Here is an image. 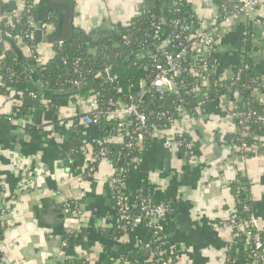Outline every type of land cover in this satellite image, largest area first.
Returning <instances> with one entry per match:
<instances>
[{
	"label": "crops",
	"instance_id": "0c3cea01",
	"mask_svg": "<svg viewBox=\"0 0 264 264\" xmlns=\"http://www.w3.org/2000/svg\"><path fill=\"white\" fill-rule=\"evenodd\" d=\"M3 1L13 12L19 10L16 1ZM47 1L72 6L73 28L89 35L90 54L95 52L92 38L96 31L128 25L139 15L143 2L34 3L43 9ZM187 1L199 19H216L219 0ZM55 19L57 35L60 30L58 18ZM220 33L211 54L216 61V77L233 74L232 66L247 49L253 70L264 81V2L250 20L238 17L229 26L221 24ZM37 51L45 64L53 56L47 42L37 43ZM256 98L264 104V94ZM91 102V97L75 101L67 109L59 110L52 122L44 121V107L39 104L41 123H36L34 103L28 106L18 101L19 106L27 104L28 111L26 117H14L17 104L13 95L0 94V209L6 210L0 264H55L73 255L85 258L88 264H107L122 254L134 258L150 241L143 223L131 227L120 240L102 236L104 230L111 231L117 217L110 162L106 158L96 160L94 155L95 145L104 138L96 125L88 127L71 117L76 111L89 112ZM230 106L217 98L211 102L208 113L182 115L163 137H153L148 147L142 146L135 171L126 179L128 192L146 194L152 203L168 205L165 234L176 248L177 264H223L231 233L219 223L235 207L230 184L238 178L249 185L246 198L264 234V155L246 157L224 142L235 129ZM174 130L186 135L190 151L177 148L174 140H169ZM111 141L119 144L121 138ZM94 162L96 169L89 172ZM46 178L55 183L56 192L49 190ZM69 204L80 210L81 221L70 214ZM68 229L73 231L70 237L66 234ZM66 239L65 247L62 243ZM229 251L235 256L233 264H245L241 244Z\"/></svg>",
	"mask_w": 264,
	"mask_h": 264
},
{
	"label": "trees",
	"instance_id": "16d2710c",
	"mask_svg": "<svg viewBox=\"0 0 264 264\" xmlns=\"http://www.w3.org/2000/svg\"><path fill=\"white\" fill-rule=\"evenodd\" d=\"M142 6L139 15L134 17L126 26H114L106 29L104 33L98 37L94 43L95 52L89 53L87 38L83 31L75 29L71 40L65 43L53 44V56L44 65V69L37 66L36 61L32 56L23 55L11 42L7 44V48H0V94H13V99L23 101L29 97V94H35L37 102L44 107V121H55L54 117L59 110L67 109L75 100L74 96L79 98H88L94 96L97 101V110L95 114L100 117L97 121V127L100 131V140L95 145L94 155L98 156L100 150L105 152V157L117 171L116 177L126 179L135 171L136 163L134 162L137 147L136 141L131 140V131L135 129L132 118H124L123 120L109 119L104 117L105 112L113 111L115 107L108 104L110 100L113 102L121 100L123 104L129 105L132 103L133 97L140 94L137 86L141 83H147L155 75V70L152 68V60L160 58L161 54L155 50V47L166 40L171 34H178L180 40L174 43V47L170 49L176 52L178 42L183 41L185 37L194 36L198 28L199 18L192 9V5L187 0H142ZM26 7H30L33 14L35 12L34 0H24ZM217 16L219 20L223 14L222 9L229 11L227 0H219L217 2ZM10 8L7 3L0 0V16L8 15ZM180 21V24L185 28L179 29L172 26L173 21ZM22 26L14 32L24 31L25 17L21 18ZM50 22L58 30L57 20L52 16ZM160 28V33L157 38L155 36V27ZM56 30V31H57ZM90 34H93L91 32ZM127 37V41L123 40ZM32 48H37L35 41L29 43L23 42ZM214 57H210L207 65L211 66L214 62ZM190 54L185 55L182 65L185 72L178 79L179 94L168 95L165 99H160L154 92L147 95L140 102V111L147 118L148 125L170 127V122L167 117L172 120H177L182 115L189 116L196 113H208L210 104L213 100L227 96V89L231 84L239 96L237 112L244 114V117H239L235 120L236 125L244 118H248L246 125L249 127V133L264 135V122H256V117L263 115L264 104L260 103L256 96L264 94V81L253 70L252 60L248 56L247 49L243 54V58L237 60L232 66V73L238 78L226 82H220L215 74L210 77V89L206 92L207 102L202 103L192 94L190 83L193 80L190 73ZM247 66V68H245ZM111 69V75L116 76L117 83L110 84L104 79V69ZM74 82L78 85L75 86ZM181 87V89H180ZM137 97V96H136ZM52 108L51 112L48 109ZM181 110L184 113L180 114ZM26 106H19L17 116L26 117ZM165 114L166 117H161ZM131 123V127L125 131H118L120 123ZM77 123V122H76ZM128 133L126 135L125 133ZM243 132L242 127L238 128V132L224 138V142L233 146H239L244 142L248 146L260 145L257 140L250 137L241 138ZM121 138L119 144L112 142L113 138ZM181 139V140H180ZM183 139V140H182ZM178 140L188 143L186 135ZM151 138L145 137L143 146L148 147ZM134 144V147H128V144ZM182 150H185L184 147ZM259 155H264V149H257ZM251 156V155H245ZM97 163H92L94 171ZM93 171V172H94ZM249 185L246 181L237 179L230 184L231 193L235 199L234 211H236L237 222L249 221L255 219L251 203L246 198ZM128 214L134 217L141 216L137 200H148L146 194L126 193ZM74 206H71V209ZM167 217V214H166ZM165 217V218H166ZM0 218V241L3 239L4 223ZM128 230L118 228L115 223L110 230H104L102 236L104 239L120 240L126 235ZM263 243L261 251L262 258L259 262H255V257L250 251L245 249V264H262L264 260V234L258 232ZM246 241L245 236L240 237V244ZM173 244L167 238L165 230L158 237L150 240L148 248H142L134 258H129L122 254L116 260L109 261L107 264H164L171 261V264L177 263V255L168 256L160 255L166 247ZM235 256L228 249L226 250L223 264H233ZM55 264H88L87 260L81 256L73 255L69 258L59 261Z\"/></svg>",
	"mask_w": 264,
	"mask_h": 264
},
{
	"label": "built area",
	"instance_id": "2783aa9c",
	"mask_svg": "<svg viewBox=\"0 0 264 264\" xmlns=\"http://www.w3.org/2000/svg\"><path fill=\"white\" fill-rule=\"evenodd\" d=\"M19 4V10L12 11L8 15L0 16V48H7V44L11 42L18 49L20 53L23 55L32 56L37 63V66L44 69L45 63L41 61V58L38 54L37 48H32L27 44H24V41L29 43L35 41L34 32L36 29V18L35 12L32 14L30 11V7H26V3L24 0H15ZM264 0H227V5L229 6V11L222 9V16L219 20V17H216V21H205L203 19H199L198 28L194 33V36L187 38L185 37L183 41L178 42L176 52L170 51L171 48L174 47V43L179 41L181 38L178 34H171L166 40L160 42L155 50L161 54L160 58H154L152 60V68L155 70V75L150 79L149 82L144 83L141 82L137 87L139 88L140 94L136 97H133L132 103L129 105L123 104L121 100H117L113 102L110 100L108 104L112 107H115L113 111H107L104 114V117L109 119L123 120L124 118H132L135 125V129L131 131V140L133 142L136 141V155H139L142 150L143 140L145 137L148 138H156L157 136L163 137L166 134V131L169 130L175 119L171 121L169 117H167L170 122V127L166 126H157V125H148L147 118L140 111V102L147 95L154 92L160 99H165L168 95L179 94V84L178 79L181 77L182 73L185 72V68L182 65V61L185 59L186 54H190L191 64H190V73H192L193 80L190 83L191 90H189V94H192L196 99H198L202 103L207 102L206 92L210 89L211 81L210 77L215 74V66L216 61L212 63L211 66L207 65V61L211 57L212 47H214L217 41L221 38L220 27L223 25H231L233 20L238 17H244L247 19H251L253 13L259 7ZM25 17L26 22L24 24V31L14 32V30L19 29L22 26L21 18ZM172 26L174 28H185L180 24V21L176 20L172 22ZM43 29L47 30L49 34H55L54 25L52 22L47 21V23L41 26ZM160 33V28L158 26L155 27V36L157 38ZM124 41H127V37H123ZM53 47V44H51ZM60 47V43L58 44ZM247 68V66L245 67ZM104 79L107 83L115 84L117 83L116 76L111 75V69H104ZM238 78L234 74L226 78L218 79L220 82H226ZM74 85L78 84L74 82ZM234 84H231L227 89V95L230 96V99L227 96L220 97L225 101V103L230 106V116L234 124V134L238 132V128L242 127L243 132L240 134L241 138L250 137L254 140H257L260 145L248 146L244 142H241L239 146H235V149L243 156L245 155H259L257 153V149L261 147L264 149V136L256 133H249V127L246 125L248 118H243L237 125L235 120L239 117H244V114L237 112V105L239 103V96L236 90L233 88ZM181 89V87H180ZM13 95V94H11ZM29 98L36 100L37 97L35 94H29ZM89 98V97H88ZM92 102L90 104L91 110L89 112H74L72 120L74 122L81 123L85 126H95L97 125L98 118L100 117L96 113L97 110V101L94 96H91ZM87 98H79L78 96H74V100L76 102H82ZM17 104L14 109V117L19 113V105L18 101L13 99ZM263 104V103H262ZM180 114L184 112L179 110ZM161 117H166L165 114H162ZM24 122V121H23ZM130 123H120L118 125V131H125L126 127L129 128L132 125ZM256 122H264V110L263 115L256 117ZM31 124V122H30ZM128 135V133H125ZM184 133L179 130H174L173 134L168 137L170 141L174 140L175 146L179 149H186L188 151L191 150V147L188 143L178 140L182 138ZM183 140V139H182ZM135 143L128 144V147H134ZM105 152L100 150L96 160L104 159ZM138 157H135L133 160L136 163ZM111 168V176L110 183L113 190V205L115 207L117 217L116 224L118 228L122 230H128L138 223H143L145 227L148 229L150 233V240L158 237V235L165 230V217L168 213V205L164 203H152L149 199L137 200L140 202L139 207L140 211L143 213L141 216H131L128 212V204H127V187L126 181L124 179H119L116 177L117 171L113 167V164L110 163ZM93 167H90L89 172H93ZM71 206L68 205V208L71 210L70 214L73 215L78 221H81L83 215L80 210L74 206L71 209ZM0 218L5 221L6 210L0 209ZM219 225L225 229H228L231 233V239L229 241L228 250H231L236 245H240V237L245 236L246 241L244 244H241L244 249L247 248L248 251L255 257V262H259L262 258L261 251L263 249V243L258 232H261L256 219L251 218L249 221L237 222L236 211L231 212V214L224 220H222ZM68 237L73 234L71 229L66 231ZM67 239L63 241L62 245L67 246ZM150 241L147 242L143 248H148ZM160 255H168L174 256L177 255L176 248L172 246L166 247ZM1 260V259H0ZM171 261L165 262L164 264H171ZM253 262L252 264H255ZM177 264V263H176ZM264 264V260L262 262Z\"/></svg>",
	"mask_w": 264,
	"mask_h": 264
},
{
	"label": "water",
	"instance_id": "95a60500",
	"mask_svg": "<svg viewBox=\"0 0 264 264\" xmlns=\"http://www.w3.org/2000/svg\"><path fill=\"white\" fill-rule=\"evenodd\" d=\"M44 8L41 9L39 7H35V18H36V29L34 32V39L36 43L40 42H47L51 44H59V43H65L71 40L73 37L74 28L72 25L73 21V8L72 6L67 2H55V1H47L44 3ZM54 16L58 18L59 23V30L60 33L55 34H48L46 29H43L41 26L46 22V19L48 16ZM106 29L104 27H101L98 31L95 33V37L92 38L93 42H96L98 40V37L101 36ZM139 90V88L137 87ZM138 96V95H136ZM23 103H28V106L32 103L35 104L36 109L34 112L37 114L36 116V123H41V109H39V103L36 102V100H32L30 98H24ZM24 106H27V104H24ZM50 111H53L50 109ZM26 135H31L30 132H27ZM21 138V137H20ZM80 144V142L78 143ZM188 157H185L187 159ZM45 183L49 190L56 192L57 187L55 183L51 180V178H46ZM60 208V207H59ZM67 217H71L70 214L66 215Z\"/></svg>",
	"mask_w": 264,
	"mask_h": 264
},
{
	"label": "rangeland",
	"instance_id": "374dc122",
	"mask_svg": "<svg viewBox=\"0 0 264 264\" xmlns=\"http://www.w3.org/2000/svg\"><path fill=\"white\" fill-rule=\"evenodd\" d=\"M14 2H15V0H13ZM15 3H17V2H15Z\"/></svg>",
	"mask_w": 264,
	"mask_h": 264
}]
</instances>
